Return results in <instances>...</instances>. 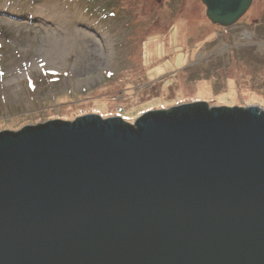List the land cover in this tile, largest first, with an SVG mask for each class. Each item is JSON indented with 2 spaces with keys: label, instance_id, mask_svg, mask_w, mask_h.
<instances>
[{
  "label": "water",
  "instance_id": "water-1",
  "mask_svg": "<svg viewBox=\"0 0 264 264\" xmlns=\"http://www.w3.org/2000/svg\"><path fill=\"white\" fill-rule=\"evenodd\" d=\"M234 26L253 0H200ZM0 264H264V111L203 102L0 132Z\"/></svg>",
  "mask_w": 264,
  "mask_h": 264
},
{
  "label": "rangeland",
  "instance_id": "rangeland-1",
  "mask_svg": "<svg viewBox=\"0 0 264 264\" xmlns=\"http://www.w3.org/2000/svg\"><path fill=\"white\" fill-rule=\"evenodd\" d=\"M197 102L264 111V0L229 28L200 0H0V132Z\"/></svg>",
  "mask_w": 264,
  "mask_h": 264
},
{
  "label": "bare ground",
  "instance_id": "bare-ground-1",
  "mask_svg": "<svg viewBox=\"0 0 264 264\" xmlns=\"http://www.w3.org/2000/svg\"><path fill=\"white\" fill-rule=\"evenodd\" d=\"M46 2H48V1H46ZM53 3V2H52ZM242 36V38L243 39H245V40H247V41H250V39H251V35L248 33V32H245L244 34H242L241 35ZM65 41V40H64ZM61 41H59V40H56V42H54V43H52L51 45H50V50H51V52H52V54H54L55 55V53L59 50V49H61V48H66L67 46H69L70 44H71V42H65L63 45H65V46H62L61 44ZM45 52V55L47 56V55H51V53L50 54H47V50H44V49H42L41 50V52H38V50L34 47V48H31V49H29V50H27V51H24V59L25 58H28V57H30V55L31 56H33V54H35V53H37V54H43ZM82 59V60H84L85 59V56L84 55H80L79 57H77L76 59H75V62L78 60V59ZM43 59L44 60H48V59H46V58H44V56H43ZM15 81V79L14 78H12V79H10V80H7L6 82H5V84L7 85V87L8 88H10L9 86H12V83Z\"/></svg>",
  "mask_w": 264,
  "mask_h": 264
},
{
  "label": "trees",
  "instance_id": "trees-1",
  "mask_svg": "<svg viewBox=\"0 0 264 264\" xmlns=\"http://www.w3.org/2000/svg\"><path fill=\"white\" fill-rule=\"evenodd\" d=\"M121 111H122V110H121ZM115 115H117V112L115 113ZM115 115H114V116H115ZM119 115H121V114H119ZM124 122H125V121H124Z\"/></svg>",
  "mask_w": 264,
  "mask_h": 264
},
{
  "label": "built area",
  "instance_id": "built-area-1",
  "mask_svg": "<svg viewBox=\"0 0 264 264\" xmlns=\"http://www.w3.org/2000/svg\"><path fill=\"white\" fill-rule=\"evenodd\" d=\"M120 111H121V109L118 110V112H120Z\"/></svg>",
  "mask_w": 264,
  "mask_h": 264
},
{
  "label": "flooded vegetation",
  "instance_id": "flooded-vegetation-1",
  "mask_svg": "<svg viewBox=\"0 0 264 264\" xmlns=\"http://www.w3.org/2000/svg\"><path fill=\"white\" fill-rule=\"evenodd\" d=\"M214 26H216V25H214ZM225 43V42H224Z\"/></svg>",
  "mask_w": 264,
  "mask_h": 264
}]
</instances>
